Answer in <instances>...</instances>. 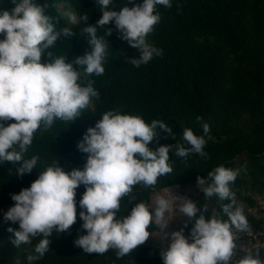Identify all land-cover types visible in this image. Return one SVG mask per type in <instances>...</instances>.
I'll use <instances>...</instances> for the list:
<instances>
[{
  "label": "trees",
  "instance_id": "1",
  "mask_svg": "<svg viewBox=\"0 0 264 264\" xmlns=\"http://www.w3.org/2000/svg\"><path fill=\"white\" fill-rule=\"evenodd\" d=\"M47 5L45 13L53 18L56 30L71 28L72 37L61 36L55 45L47 50L42 62H47V52L53 56H65L67 63H73L85 51H91L87 26L96 25L102 12L96 0H34ZM171 7L157 5L161 19L147 36V42L162 50V55L154 56L139 68L129 61L139 58L138 49L120 39L115 23L110 22L98 28L97 36L112 30L105 39L109 42L103 75L82 77L94 81L93 87L99 92V99L82 110L74 121L55 120L50 129L43 126L34 134V139L24 159L38 156L36 168L30 174L20 176L16 171L20 163H0V264H28L27 255L34 254V247L42 237L33 238L31 244L16 246L14 232L19 223L4 218V214L14 205L11 194H18L30 187L40 172L57 161L64 171L84 168L87 153L78 150L77 144L89 127H94L102 114L120 109L122 114L139 115L146 123L161 120L172 127L173 137L158 130L154 139L155 148L160 145L175 146L182 140L184 128H191L196 135H203V117L210 126L212 139L204 151L207 157L190 153L178 157L170 150L169 164L173 171L158 178L155 186H133L131 193L121 201L118 216L130 214L138 202L150 203L151 194L167 187L181 190L189 184H197V177H207L217 166L223 165L239 170L230 190L235 194L237 205L242 206L249 223V230L237 233L236 254L231 264H236L247 252L260 250L264 259V220L255 216L250 209L256 207V197L264 195V0H170ZM127 0H113L112 10H119ZM135 4L143 0H134ZM66 5L74 11L78 19L87 16V22L79 20L70 27L59 6ZM13 0H0V12L11 11ZM127 6L132 7L129 3ZM3 39V35H0ZM73 66L79 69L78 65ZM82 71V69H81ZM15 121H6L5 125ZM18 150V149H17ZM86 188L81 184L76 189L77 220L68 231H53L49 251L32 264H163L161 252L143 244L131 254L117 258L115 250L104 254L85 253L75 245L80 235L87 234L79 218V200ZM198 201V207L208 209L203 212L210 219L212 212L223 216L221 205L230 201H220L217 196L205 197L203 191L187 196ZM200 213L197 214L199 218ZM227 219L226 216H223ZM187 218L184 217L183 220ZM185 237L191 242L194 223L184 226ZM158 227L153 224L148 230Z\"/></svg>",
  "mask_w": 264,
  "mask_h": 264
},
{
  "label": "clouds",
  "instance_id": "2",
  "mask_svg": "<svg viewBox=\"0 0 264 264\" xmlns=\"http://www.w3.org/2000/svg\"><path fill=\"white\" fill-rule=\"evenodd\" d=\"M102 12L96 25L83 29L88 34L91 51L67 63L65 56L55 57L47 52V62H42L45 50L53 47L61 37H72L71 28L56 30L53 18L45 13L47 5L34 0H13L11 11L0 12V163H20V176L30 174L36 168L38 156L24 159V153L31 146L34 134L43 126L50 129L55 120L74 121L92 102L99 99V92L93 87L94 81L84 82L82 77L103 75L109 42L106 36L112 34L109 28L104 36H97L98 28L110 22L115 23L120 39L140 52L139 58L129 63L139 68L162 50L147 42V36L160 22L157 5L170 8V0H134L119 10L110 7L113 0H96ZM129 3L132 7L127 6ZM72 25L79 20L88 21L87 16L77 17L73 12L65 13ZM82 69V71H81ZM6 121H15L5 125ZM203 135H196L191 128H184L182 140L173 145L152 148L158 130L173 137L172 127L161 120L146 123L139 115L122 114L120 109L109 110L94 127H89L78 142L77 148L87 153L84 168L66 172L57 161L39 173L30 187L18 194H11L15 202L4 214V218L19 223L14 232L16 246L31 244L33 238L42 237L34 247V254L27 255L28 264L41 259L49 251L50 237L55 230L65 232L77 220L76 189L83 184L86 191L79 200V218L87 234L80 235L75 245L85 253L104 254L112 249L117 258L131 254L150 237L149 228L155 224L163 232L161 238L170 240L166 250L161 252L163 264H231L236 254L237 233L246 232L250 226L242 206L237 205L235 194L230 190L239 170L223 165L210 171L207 177H197V187L205 197L217 196L224 219L220 213L212 212L205 219L198 207V201L187 196L181 200L178 212L186 217L184 226L194 223L191 242L184 235V228L169 233L168 216L173 201L165 196L155 199L153 204L138 202L129 215L118 216L121 201L128 196L134 185L155 186L159 177L170 174V150L175 156L187 157L190 153L207 157L204 151L207 139H212L210 126L203 117ZM18 149V150H17ZM165 213H168L166 216ZM200 213L199 218L197 214ZM177 218H172L171 222ZM236 264H264L260 250L247 252Z\"/></svg>",
  "mask_w": 264,
  "mask_h": 264
},
{
  "label": "rangeland",
  "instance_id": "3",
  "mask_svg": "<svg viewBox=\"0 0 264 264\" xmlns=\"http://www.w3.org/2000/svg\"><path fill=\"white\" fill-rule=\"evenodd\" d=\"M59 9L63 13L64 18L68 22V25L70 27H74L75 25H72L69 22L68 16L65 15V13H68V12L74 13L72 8H70L66 5H60ZM198 191H199V188L197 187V184H189V185L185 186L183 190H181L177 187H167V188H164L162 190L156 191V192L152 193L151 197H150V203L149 204H153L150 211H152L153 215H154V209H155L154 203H155V199L157 196H165L166 198L171 199L173 201V207H172L171 214L168 216L169 223H171V224H170L169 228L167 229V231L169 233H171L173 231L180 230L181 228H184L183 222L181 221L184 219V216L182 214H180L177 209H178L179 204L182 203V201L176 199L175 195L178 197H184V196H189V195H195V194H197ZM255 199H256L257 205L255 208L250 209V212L253 213L257 217L263 218V220H264V195L257 196ZM165 215L167 216L168 213H165ZM172 218H177V219H174L171 222ZM150 233H151V235H150L149 239L144 244L153 246V247L157 248L160 252L166 250L170 244V240L161 238L163 236V232L161 231V229L158 227L156 230H154ZM260 244L264 248V241H262Z\"/></svg>",
  "mask_w": 264,
  "mask_h": 264
}]
</instances>
